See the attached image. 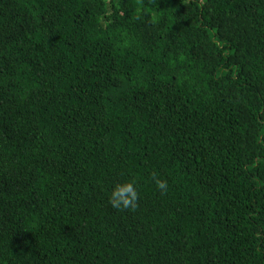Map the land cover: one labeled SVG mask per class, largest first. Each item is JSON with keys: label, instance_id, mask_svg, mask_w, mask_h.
<instances>
[{"label": "trees", "instance_id": "16d2710c", "mask_svg": "<svg viewBox=\"0 0 264 264\" xmlns=\"http://www.w3.org/2000/svg\"><path fill=\"white\" fill-rule=\"evenodd\" d=\"M0 264H264V0H0Z\"/></svg>", "mask_w": 264, "mask_h": 264}, {"label": "clouds", "instance_id": "9594fccd", "mask_svg": "<svg viewBox=\"0 0 264 264\" xmlns=\"http://www.w3.org/2000/svg\"><path fill=\"white\" fill-rule=\"evenodd\" d=\"M157 189L166 193L168 184L164 180L157 181ZM140 192L135 180H126L114 185L109 194V204L117 210H135L138 206Z\"/></svg>", "mask_w": 264, "mask_h": 264}]
</instances>
